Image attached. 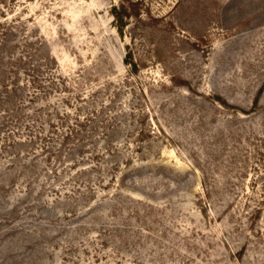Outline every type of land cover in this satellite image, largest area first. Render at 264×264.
I'll use <instances>...</instances> for the list:
<instances>
[{"label":"rangeland","instance_id":"374dc122","mask_svg":"<svg viewBox=\"0 0 264 264\" xmlns=\"http://www.w3.org/2000/svg\"><path fill=\"white\" fill-rule=\"evenodd\" d=\"M0 264H264V0H0Z\"/></svg>","mask_w":264,"mask_h":264},{"label":"trees","instance_id":"16d2710c","mask_svg":"<svg viewBox=\"0 0 264 264\" xmlns=\"http://www.w3.org/2000/svg\"><path fill=\"white\" fill-rule=\"evenodd\" d=\"M117 14H118V12H117ZM117 14H116V15H117ZM118 16H119V15H118ZM118 16H116V17H118ZM119 20H120V18H119Z\"/></svg>","mask_w":264,"mask_h":264}]
</instances>
